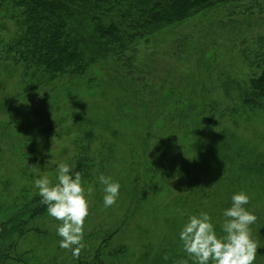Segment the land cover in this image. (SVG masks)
I'll list each match as a JSON object with an SVG mask.
<instances>
[{
  "label": "rangeland",
  "instance_id": "1",
  "mask_svg": "<svg viewBox=\"0 0 264 264\" xmlns=\"http://www.w3.org/2000/svg\"><path fill=\"white\" fill-rule=\"evenodd\" d=\"M1 6L0 2V223H6L14 212L24 215L28 210L25 205L29 203L31 208L34 200L38 199L37 208L42 207L34 186L36 179L48 175L55 184L60 163L72 166L74 174L76 159L83 151L92 159L88 174L82 171L89 215L79 258L59 246L62 238L57 228L61 221L46 213L40 228L36 219L26 222L21 228L22 240L15 233L4 240L7 246L13 240L17 250H5L9 256L5 264H21L16 262L19 256L23 264H180L187 259L188 264H194L179 238L183 218L175 216L173 220L169 214L177 205L179 209L188 206V211L194 212L191 215L206 212L217 235L223 236V211L232 206V196L239 192L250 197L249 207H244L257 217L250 226L252 239L260 245L254 264H264V174L259 168L264 161V108L243 109L242 89L229 80L239 73L235 78L247 81L252 71L240 67L236 42L264 32V19L250 24L229 12L227 6L209 10L189 24L159 33L149 44L140 45L130 75L122 63L99 54L90 68V80L63 76L48 87L51 94L43 100L42 92L34 87L23 90L20 76L6 74L14 66L1 47L15 37L16 26L11 8ZM113 71L120 76L127 74L125 81L149 91L144 101L152 104V120L158 126L164 124V132L174 135L175 142H164V147L170 148L164 151V170L157 171L155 180L163 173L164 177L156 180V186L149 182L153 177L148 173L133 171L144 176L143 184L123 180L133 186L125 196L119 190L116 203L106 208L103 187L96 183L98 173L119 183L127 160L142 161L140 153L131 159L123 154L118 133L106 123V119H113L109 110L114 112L116 102H128ZM116 97L120 99L113 100ZM25 99L27 104H23ZM162 103L166 113L161 111ZM142 108L130 101L118 109L115 124L121 131H131L135 109ZM179 109L187 112L188 119L177 116ZM85 120L89 121L87 131L95 135L92 139L79 131ZM200 120L199 136H192L190 128L198 127ZM184 139H191L190 149L178 150ZM107 143L116 154L104 150ZM161 156L157 150L150 151L146 160L149 164ZM244 158H257L259 166L250 171L246 164L240 174L238 163H244ZM179 169L184 170L181 180L176 175ZM195 174H199L197 179L192 178ZM89 188L91 195H87ZM203 190H207L208 199L201 196ZM32 214L30 211L24 220Z\"/></svg>",
  "mask_w": 264,
  "mask_h": 264
},
{
  "label": "trees",
  "instance_id": "2",
  "mask_svg": "<svg viewBox=\"0 0 264 264\" xmlns=\"http://www.w3.org/2000/svg\"><path fill=\"white\" fill-rule=\"evenodd\" d=\"M0 2L1 7L11 8V19L14 20L16 26L15 37L11 42L4 43L1 47V53L14 66L6 74L20 76L23 90L29 91L34 87V90L42 92L43 100L51 94V88L48 87L57 84L56 81L63 76L79 77L75 79L81 80L88 79L91 74L89 73L90 68L96 62L95 59L101 56L99 54L109 55L115 62L122 63L130 75L129 69L135 61L140 45L149 44L159 33L174 31L183 24H189L193 18L208 13L209 10L227 6L229 12L241 15L242 21L246 20L250 24L264 19V16H261L264 14V0H0ZM256 36L251 39L245 37L236 42V44L239 43L236 52L240 58V67L243 70H249V73L252 71L247 81L240 82L236 79L235 76L239 73L229 79L232 84L242 89L239 93L243 101L242 108H250L254 111L264 108V32ZM113 75L119 83V87H116L126 96L128 102H123L122 105L121 102H116L118 105L114 106V112L107 108L112 113L113 119L105 118L106 123H110L109 125H112L114 131L118 133L122 141L121 151L128 156V159L134 158L138 153L142 156L140 162L132 159L130 162L127 160V164L123 165L124 169L120 171L119 190L121 196H125L127 189L135 184H140L138 181L143 184L144 176L142 174L135 175L133 171L148 173L149 176H152L153 178L149 179L152 186H156V180L164 177L163 173L155 180L157 171L164 170V151L170 148L164 147V142L166 141L169 145L174 143L175 136L164 132V124L158 126L155 119L152 120L150 110L152 104H146L144 101L146 96H149L147 89L146 91L143 88L140 90L139 87L133 86L131 80L125 81L124 79L128 77L127 74L120 76L113 71ZM116 87L114 88L116 89ZM118 99L120 98H113V100ZM130 101L136 102L138 108L140 106L144 108L135 109L132 130L121 131L115 124L117 111L119 108L127 106ZM27 102V99L23 100V104H27ZM118 106L120 107L118 108ZM161 111L166 113L164 103H162ZM174 112L173 110L171 116L175 114ZM177 116L182 120L188 119L187 112L180 109ZM87 122L89 121L85 120V124L79 131L82 136L87 137L86 139H92L95 135L92 131H87L89 129ZM186 127L190 128L188 125ZM201 127L202 120L198 122V127H195L194 130L190 128L192 136L198 135ZM190 143L191 139H184L179 143L178 150H189ZM79 146L80 149H83L82 145ZM104 150L107 152L111 150L108 143L105 144ZM155 150L163 156L159 158L160 160L154 157L155 160L148 164L146 156H150V151L154 152ZM110 153L114 155L117 151L112 148L108 154ZM242 155L240 154V156ZM80 156L76 159L75 172L82 174L83 171L88 174L92 167V159L86 150ZM238 164L240 165V174L244 173L241 168H245L247 165H249L247 167L250 171L252 167L259 166L257 158H244V163ZM260 164V174L263 175L264 161ZM217 165L223 166V163L218 162ZM157 167H159L158 170ZM223 169L226 172L225 166ZM179 170L180 172H177L176 175L181 180L184 178V170ZM99 175L101 172L98 173ZM192 176L193 179H197L199 174ZM206 178L209 183V175H206ZM123 180H129L133 185L130 183L127 186ZM193 181L195 182V180ZM96 183L104 187L99 180ZM142 189L144 190V188ZM201 194L202 197L208 199L207 190H203ZM36 203L38 204V199L34 200L31 208L27 203L25 207L28 210L23 213L24 215L14 212L6 223H0V264H5L4 260L9 257L5 254V250H16L13 240L10 246L4 243L8 236L15 233L22 240L21 228L29 220L36 219L38 221L36 224L39 228L41 227V221H44V217L48 213L47 206L42 205L37 208ZM179 204L182 205L181 202ZM34 205L37 209L33 207ZM247 205L249 207V203ZM178 206L175 211L169 214L170 219L181 216L185 225L189 216L194 212L188 211V206L180 209ZM30 211L33 214L25 221L24 218ZM111 226L109 224L108 229ZM98 249H100V244ZM184 257L187 258L186 255ZM16 262L23 264L22 256L17 257Z\"/></svg>",
  "mask_w": 264,
  "mask_h": 264
},
{
  "label": "clouds",
  "instance_id": "3",
  "mask_svg": "<svg viewBox=\"0 0 264 264\" xmlns=\"http://www.w3.org/2000/svg\"><path fill=\"white\" fill-rule=\"evenodd\" d=\"M103 187L104 206L111 207L119 197L120 184L103 174L98 177ZM57 183L53 184L48 175L34 181L41 203L47 206L48 214L61 225L57 234L62 238L59 246L71 250L73 257L79 258L83 243L84 222L89 215V202L82 186V174H72V166L66 163L58 165ZM92 189L87 190L91 195ZM250 197L244 192L232 196V206L223 211L221 225L223 236H218L211 217L206 212L191 215L182 227L179 238L183 250L194 264H254L260 245L251 237V225L257 217L246 210L244 205ZM168 260L167 255L164 256ZM180 264H188L183 260Z\"/></svg>",
  "mask_w": 264,
  "mask_h": 264
}]
</instances>
